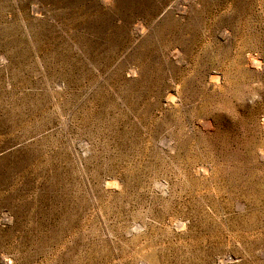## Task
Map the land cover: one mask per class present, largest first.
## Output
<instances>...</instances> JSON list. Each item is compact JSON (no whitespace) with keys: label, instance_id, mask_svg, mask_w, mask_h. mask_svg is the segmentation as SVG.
Segmentation results:
<instances>
[{"label":"rangeland","instance_id":"1","mask_svg":"<svg viewBox=\"0 0 264 264\" xmlns=\"http://www.w3.org/2000/svg\"><path fill=\"white\" fill-rule=\"evenodd\" d=\"M139 263L264 264V0H0V264Z\"/></svg>","mask_w":264,"mask_h":264},{"label":"bare ground","instance_id":"2","mask_svg":"<svg viewBox=\"0 0 264 264\" xmlns=\"http://www.w3.org/2000/svg\"><path fill=\"white\" fill-rule=\"evenodd\" d=\"M216 74V73H215ZM214 74V75H215ZM209 75V74H208ZM217 76V75H216ZM216 76H213L211 79H212V81H215V82H218V77H216ZM208 77V76H207ZM208 82V81H207ZM222 82V81H221ZM221 85V84H220ZM214 86V85H213ZM222 87V86H221ZM214 88V87H213ZM227 88V87H226ZM221 89V88H220ZM216 90V89H215ZM214 90V91H215ZM219 90V89H218ZM213 91V92H214ZM171 93V92H170ZM219 93V92H218ZM221 95V94H220ZM169 98H171V97H169ZM174 99V98H173ZM179 99V98H178ZM170 100V99H169ZM211 124H212V122H211ZM262 158V157H261ZM233 238V237H232ZM144 249V248H143ZM152 254V253H151ZM149 258V257H148ZM154 261V260H153ZM147 262V261H146ZM139 264H141V263H139ZM146 264V263H145Z\"/></svg>","mask_w":264,"mask_h":264}]
</instances>
